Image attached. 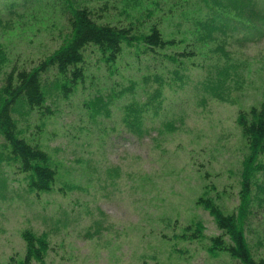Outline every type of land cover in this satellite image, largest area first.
<instances>
[{
    "label": "rangeland",
    "instance_id": "rangeland-1",
    "mask_svg": "<svg viewBox=\"0 0 264 264\" xmlns=\"http://www.w3.org/2000/svg\"><path fill=\"white\" fill-rule=\"evenodd\" d=\"M125 1L141 18L164 2ZM60 4L65 0H0V89L13 67L28 70L31 61L62 46L60 13L55 17ZM164 9L145 18L143 32L157 20L168 37L185 22L176 20L180 9L174 15L166 3ZM242 14V20H254L248 11ZM225 40L224 50L214 44L203 58L206 68L188 64L180 86L172 82L173 63L148 66L129 45L113 77L99 54L89 52L84 87L70 96L51 91L53 116L20 117L25 136L50 154L58 176L51 193L35 196L13 166L0 164V264L25 255L26 230L48 238L46 264H242L225 251H211L212 238L227 246L233 241L202 200L235 215L253 256L264 259V154L250 167L244 200L251 151L239 121L241 113L264 105V35ZM149 74L164 79L160 99H153L158 83L143 85ZM207 81L217 83L214 94ZM100 99L106 105L91 112ZM133 105L142 110V137L124 121Z\"/></svg>",
    "mask_w": 264,
    "mask_h": 264
},
{
    "label": "trees",
    "instance_id": "trees-1",
    "mask_svg": "<svg viewBox=\"0 0 264 264\" xmlns=\"http://www.w3.org/2000/svg\"><path fill=\"white\" fill-rule=\"evenodd\" d=\"M172 1L164 0L158 10H149L143 18L138 12L136 14L127 8L125 5L128 3L125 0H101V4L95 7H91L92 4H83L80 0H65V4L56 8L55 17L60 13L64 27L60 34L62 46L45 59L31 61L28 70L19 71L18 67H13L6 77L5 85L0 89V136L3 137L0 140V164L6 161L13 166L16 173L22 174L29 193L39 196L51 192L57 179V171L52 167L49 154L39 142L35 139L31 141L25 136L27 130L20 128V117L28 120L25 116L32 113L42 118L51 116L53 111L47 107L51 91L70 96L79 87H84L87 82L86 64L89 52L98 53L99 61L106 65L109 75L113 76L118 72L124 46L129 45L133 47L132 52L136 57L145 60L148 66L150 61L173 63L177 77L172 82L180 86L184 82L180 74L187 70L188 64L196 65L199 61L198 65L206 68L203 58L210 55L212 45L215 44L216 49L221 47L224 50L227 44L225 39L231 40L237 34L243 33L250 40L264 35V0H187L184 5L171 4ZM259 2L262 3L258 4ZM165 3L173 15L177 12L176 9H180L176 20L185 22L181 26L178 24L180 28L169 32L168 37H165L157 20L149 26L147 32H143L145 18L152 19L157 11L164 12ZM226 6L233 10L225 9ZM245 11L261 25L257 26L258 23L250 18L247 22L242 20V13ZM112 12L119 14L121 19L117 20ZM160 21L162 23V18ZM170 21L174 20L170 18ZM172 50L173 53H167ZM156 74L143 78L144 86L153 82L160 85L154 100L162 97L164 83L162 75ZM51 75L55 80L50 83ZM216 87V82L207 81L205 84V88L213 94ZM121 94L124 95V91ZM134 107H127L124 121L133 133L142 137L145 132L142 130V110L138 106L135 109ZM239 121L251 151L249 168L243 181L245 200L250 193L252 181L250 167L264 154V105L241 113ZM203 201L215 217L219 228L233 241L232 245L227 246L223 238H212L211 251H225L242 264H264V259L257 260L253 256L236 216H226L210 200L201 202ZM22 236L27 243L26 254L23 259H12V262L44 264L49 250L46 237L37 236L30 230L24 231Z\"/></svg>",
    "mask_w": 264,
    "mask_h": 264
}]
</instances>
